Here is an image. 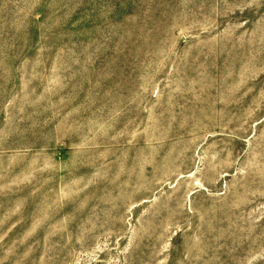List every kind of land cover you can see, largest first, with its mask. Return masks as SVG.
Here are the masks:
<instances>
[{
  "label": "rangeland",
  "instance_id": "rangeland-1",
  "mask_svg": "<svg viewBox=\"0 0 264 264\" xmlns=\"http://www.w3.org/2000/svg\"><path fill=\"white\" fill-rule=\"evenodd\" d=\"M0 264H264V0H0Z\"/></svg>",
  "mask_w": 264,
  "mask_h": 264
}]
</instances>
